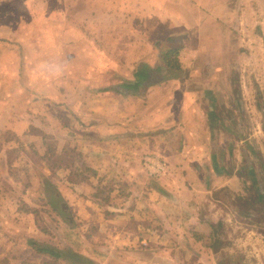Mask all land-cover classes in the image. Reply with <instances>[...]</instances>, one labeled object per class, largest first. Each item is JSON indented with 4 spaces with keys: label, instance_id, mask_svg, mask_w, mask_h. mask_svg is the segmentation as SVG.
I'll list each match as a JSON object with an SVG mask.
<instances>
[{
    "label": "crops",
    "instance_id": "crops-1",
    "mask_svg": "<svg viewBox=\"0 0 264 264\" xmlns=\"http://www.w3.org/2000/svg\"><path fill=\"white\" fill-rule=\"evenodd\" d=\"M238 1L252 9L234 0H0V264H25L11 225L27 223L28 195L46 208L42 177L91 228L83 253L95 264H200L217 254L231 222L219 194L244 197L235 165L255 127L264 130L254 80L239 81L236 103L225 73L264 62V0L260 9ZM236 116L248 129L239 141ZM145 155L164 162L163 178L147 179ZM135 242L145 248H125Z\"/></svg>",
    "mask_w": 264,
    "mask_h": 264
},
{
    "label": "rangeland",
    "instance_id": "rangeland-1",
    "mask_svg": "<svg viewBox=\"0 0 264 264\" xmlns=\"http://www.w3.org/2000/svg\"><path fill=\"white\" fill-rule=\"evenodd\" d=\"M239 4L242 3H239L238 0H234L233 5L235 8L240 7L243 9L246 8L247 10L249 8L252 9V6H240ZM251 5H254L256 9H260L262 7L258 3V0L252 1ZM237 35H239L238 32L234 35L235 40H237ZM243 51V48L236 49V56L241 57V53H243ZM225 73H227L229 77H234L236 103L239 100H242L241 90H243V88L239 89V81H242L244 75H247L250 77V80H254L255 86L253 88V91L255 93L257 92L256 98L253 96L251 101H256L258 108L260 107V102L262 104V109H264V101H262V93L264 94V62L240 66L236 64L234 66V69L229 68V72ZM258 78L263 79L262 82L256 83ZM257 94L260 95L258 99ZM236 118L238 121L234 123L235 139L236 141L246 139L248 129L246 128V126L243 127L244 125L240 120L241 117L236 116ZM262 133H264V130L260 132V130L255 127V135L257 136V138L255 139L254 137H252L250 143L248 142L249 144L247 143V146H245V149L249 151L246 154L247 159L243 160L242 156V159H238L239 165H235L243 182L239 186H241L242 188V185L244 184L243 188L245 189L244 193H242L244 197H239L236 193L223 194V192L222 194H219V199H221L220 197H223L222 199H224V205L228 206V210L230 211L231 215V222H226V224L228 225L222 227L223 233L221 234L224 235V238L219 241L218 244H216V247L218 248L217 254L202 257L204 261L200 264H264V136H262ZM244 152L246 151L244 150ZM16 153H18V151ZM8 159L11 160L13 158L11 156H8ZM14 163L15 161L11 160L10 165H13ZM227 163L232 167V158L231 162L230 158L229 161H225L224 159L223 164L221 165L223 167H229ZM19 165L20 168L31 169V163L29 162L25 163L23 160H21L19 161ZM14 169L17 168L15 167ZM0 170L3 171V168H0ZM147 179L152 180L150 178ZM30 180L33 182L32 185L34 186L37 179L31 178ZM115 180L116 177H113L112 181H110L109 183L112 185H119L118 182L114 184ZM152 181L156 182L158 180ZM30 184L31 183H29V185ZM23 185L24 184L21 183L20 187H23ZM35 195L31 194L27 196L25 194V196H27L28 198V201H26V203L24 202L25 205H22L20 210L21 215L26 214L27 223L26 221H21L23 225H11V228H17V226H20L21 229L20 238L22 240V245L26 250L24 253L26 254V257L23 263L54 264V262H52L51 260H47L44 257L34 256L32 253L35 252L34 245L44 243L59 249L71 248L72 250L79 252L81 255L86 256L83 251H86V249H88V247H86V243L89 244V242L88 239H85L82 234L85 232L86 236H89L91 238V228L89 227L88 229L81 224H78L79 220H82V218L76 216L73 217L70 210L68 211L67 215L56 216L53 213L50 214L45 209H40L42 204H40L39 201H35L36 199H38V197L34 198ZM100 197L103 198V195L101 194ZM18 209V207L14 206L8 210L9 212H11V215L13 217L15 216V214H17ZM40 211H42V214L45 216L44 218L40 214ZM93 213H95V219H97V210H95V212L93 211ZM97 228L98 230L101 229L100 227ZM106 228L107 226H103L102 230ZM92 229L96 230L94 226ZM110 242L112 246H108L103 242L102 246H108V248L113 251H117L121 248L116 247L117 245L120 246L116 241ZM139 247L143 249L145 248L143 247V245H141L140 242H135L134 244L130 243L125 248L131 252L132 250L139 249ZM222 248L223 250H220ZM117 255V252H115L114 256L118 257ZM102 256L104 258L102 257L97 259H107L106 255Z\"/></svg>",
    "mask_w": 264,
    "mask_h": 264
},
{
    "label": "trees",
    "instance_id": "trees-1",
    "mask_svg": "<svg viewBox=\"0 0 264 264\" xmlns=\"http://www.w3.org/2000/svg\"><path fill=\"white\" fill-rule=\"evenodd\" d=\"M173 53L169 51V54ZM166 53V55H169ZM173 65L172 69H178L176 59L171 62ZM116 91V89H114ZM118 91V90H117ZM40 185L43 187L42 191V202L45 205V210L50 214L54 215H67L68 209L66 208L65 203L63 202L59 193H57L54 186L51 183L42 177L40 181H38ZM35 253L45 256L52 261H57L63 264H95V262L84 255H81L79 252L72 250L71 248L59 249L53 247L49 244H36L34 245Z\"/></svg>",
    "mask_w": 264,
    "mask_h": 264
},
{
    "label": "built area",
    "instance_id": "built-area-1",
    "mask_svg": "<svg viewBox=\"0 0 264 264\" xmlns=\"http://www.w3.org/2000/svg\"><path fill=\"white\" fill-rule=\"evenodd\" d=\"M142 168L148 178L159 180L167 173L166 165L157 156L145 155L141 159Z\"/></svg>",
    "mask_w": 264,
    "mask_h": 264
}]
</instances>
